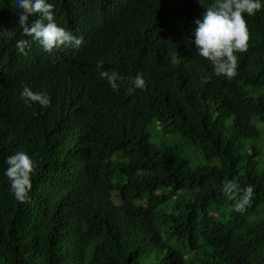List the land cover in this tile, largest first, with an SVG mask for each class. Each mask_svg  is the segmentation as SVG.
<instances>
[{
    "label": "trees",
    "instance_id": "obj_1",
    "mask_svg": "<svg viewBox=\"0 0 264 264\" xmlns=\"http://www.w3.org/2000/svg\"><path fill=\"white\" fill-rule=\"evenodd\" d=\"M51 2L80 48L45 52L0 0V264H264V8L245 14L249 48L228 79L191 43L211 0ZM25 84L50 105H26ZM149 126L181 143H152ZM20 150L34 162L24 204L4 175ZM229 179L255 185L243 214Z\"/></svg>",
    "mask_w": 264,
    "mask_h": 264
},
{
    "label": "clouds",
    "instance_id": "obj_2",
    "mask_svg": "<svg viewBox=\"0 0 264 264\" xmlns=\"http://www.w3.org/2000/svg\"><path fill=\"white\" fill-rule=\"evenodd\" d=\"M199 3L203 6L204 0H199ZM14 5L19 10L18 25L23 33L31 37V41L38 43L45 52L68 48L74 50L84 43L82 35H76L57 23L51 0H14ZM262 8L264 0H211L203 8L202 17L195 20L191 43L195 45L196 53L210 62L214 75L228 79L237 75V53L246 52L249 48V29L245 14L254 16ZM30 17L34 18L31 22ZM29 44V40L20 39L16 42V48L21 54H26ZM171 62L179 63L180 56L174 53ZM103 65V60L98 61L100 77L106 79L113 90H118V81L123 77L117 71L103 69ZM131 83L137 89L147 87V81L141 73L132 77ZM20 97L29 107L33 104L47 107L51 103L46 91H34L26 84L22 87ZM5 162L7 167L4 175L8 178L11 192L18 202L28 203L33 186L32 158L26 151L20 150L9 155ZM223 193L228 199L235 201V210L243 214L253 202L255 185L242 186L238 180L229 179L224 181Z\"/></svg>",
    "mask_w": 264,
    "mask_h": 264
},
{
    "label": "rangeland",
    "instance_id": "obj_3",
    "mask_svg": "<svg viewBox=\"0 0 264 264\" xmlns=\"http://www.w3.org/2000/svg\"><path fill=\"white\" fill-rule=\"evenodd\" d=\"M256 93L264 95V90L257 91ZM258 127L260 128L261 126L258 125ZM147 132L149 135V140L152 143H159L162 141H167V142L176 143V144L181 143V138L178 135L174 134V135L164 136L161 133V129L156 128L154 126H149L147 128ZM181 148L184 151V157L186 158V160H190V163L192 166L198 163H202L203 158L199 155V153L196 150H194L193 148L185 147L184 145H182Z\"/></svg>",
    "mask_w": 264,
    "mask_h": 264
}]
</instances>
